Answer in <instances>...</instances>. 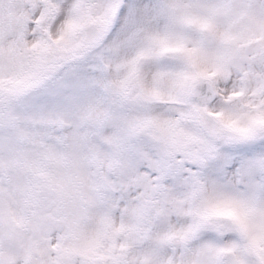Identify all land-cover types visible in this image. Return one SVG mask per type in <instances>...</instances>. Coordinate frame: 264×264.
I'll use <instances>...</instances> for the list:
<instances>
[{
	"label": "snow or ice",
	"instance_id": "1",
	"mask_svg": "<svg viewBox=\"0 0 264 264\" xmlns=\"http://www.w3.org/2000/svg\"><path fill=\"white\" fill-rule=\"evenodd\" d=\"M0 264H264V0H0Z\"/></svg>",
	"mask_w": 264,
	"mask_h": 264
}]
</instances>
